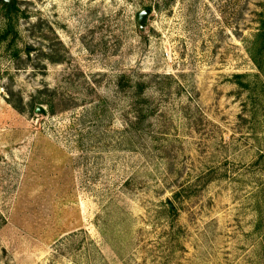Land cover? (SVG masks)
Returning <instances> with one entry per match:
<instances>
[{
    "label": "rangeland",
    "instance_id": "374dc122",
    "mask_svg": "<svg viewBox=\"0 0 264 264\" xmlns=\"http://www.w3.org/2000/svg\"><path fill=\"white\" fill-rule=\"evenodd\" d=\"M14 7L0 2V264H264V97L234 82L257 74L264 0Z\"/></svg>",
    "mask_w": 264,
    "mask_h": 264
},
{
    "label": "trees",
    "instance_id": "16d2710c",
    "mask_svg": "<svg viewBox=\"0 0 264 264\" xmlns=\"http://www.w3.org/2000/svg\"><path fill=\"white\" fill-rule=\"evenodd\" d=\"M15 10L16 7L9 6L8 12L10 14ZM256 15L257 28L255 30V33L252 35V38L246 43V51L256 67L257 74L253 76L247 74L235 75L234 82L241 91L247 93L248 95H250V97H253L254 95H257V97H264V10H262L260 13H257ZM7 28L8 29L6 34L0 35V45L6 42L7 36L11 34L12 30H14V28L11 26L10 21ZM13 43H15V40H13ZM31 51L33 50L28 49L26 51V54H30ZM16 55L18 57L20 55V52H18ZM141 92L142 90L139 94L142 95ZM50 109L52 111V114H55L53 112L52 106ZM169 214L175 217L178 216L175 210H169Z\"/></svg>",
    "mask_w": 264,
    "mask_h": 264
},
{
    "label": "water",
    "instance_id": "95a60500",
    "mask_svg": "<svg viewBox=\"0 0 264 264\" xmlns=\"http://www.w3.org/2000/svg\"><path fill=\"white\" fill-rule=\"evenodd\" d=\"M1 3L7 4L11 7L15 5V0H0ZM152 11L151 10H144L142 13H140L139 18H138V24L140 30H145L146 29V23L148 18L151 16ZM39 113L46 114L43 108L38 109Z\"/></svg>",
    "mask_w": 264,
    "mask_h": 264
}]
</instances>
